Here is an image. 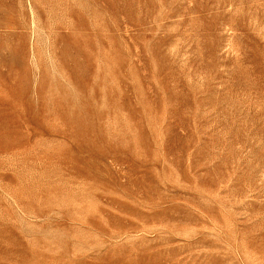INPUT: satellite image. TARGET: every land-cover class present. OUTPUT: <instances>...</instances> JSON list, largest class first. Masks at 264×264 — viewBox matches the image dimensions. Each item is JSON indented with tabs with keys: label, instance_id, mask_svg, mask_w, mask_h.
I'll return each instance as SVG.
<instances>
[{
	"label": "rangeland",
	"instance_id": "obj_1",
	"mask_svg": "<svg viewBox=\"0 0 264 264\" xmlns=\"http://www.w3.org/2000/svg\"><path fill=\"white\" fill-rule=\"evenodd\" d=\"M0 264H264V0H0Z\"/></svg>",
	"mask_w": 264,
	"mask_h": 264
}]
</instances>
